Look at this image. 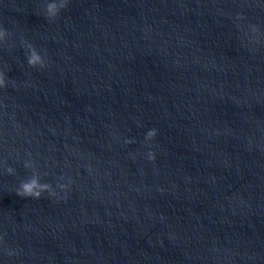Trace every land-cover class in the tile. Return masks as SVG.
<instances>
[{"label": "water", "instance_id": "water-1", "mask_svg": "<svg viewBox=\"0 0 264 264\" xmlns=\"http://www.w3.org/2000/svg\"><path fill=\"white\" fill-rule=\"evenodd\" d=\"M0 264H264V0H0Z\"/></svg>", "mask_w": 264, "mask_h": 264}]
</instances>
